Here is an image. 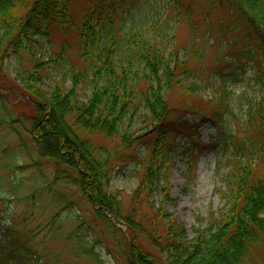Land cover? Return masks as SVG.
<instances>
[{
  "label": "trees",
  "instance_id": "16d2710c",
  "mask_svg": "<svg viewBox=\"0 0 264 264\" xmlns=\"http://www.w3.org/2000/svg\"><path fill=\"white\" fill-rule=\"evenodd\" d=\"M106 1L0 0V57L17 54L28 42L63 39L48 60H37L18 74L19 79L40 83L38 69L63 64L71 83L66 89L63 81L55 82L49 95L33 87L38 101L33 104L30 132L39 152L73 171L66 179L102 219L109 213L126 225L135 239V244L127 242L129 254L122 253L127 264H254L264 247V0H217L227 8L231 24L241 28L245 40L241 54L254 66L259 95L247 100L239 139L219 134L232 157L227 192L220 194L224 209L191 240L165 209L171 155L181 151L193 158L196 149L173 142L176 128L193 129L184 114L178 113L181 122L176 125L168 120L172 109L167 96L177 87L186 93L198 90L195 85L183 88L182 82L195 73L176 48L174 34L168 33L182 5L170 0L167 17L152 20L147 28L138 24L123 28L113 24ZM71 52L80 62L70 60ZM83 88L90 94L80 101L76 93ZM220 91L219 98L209 102L214 106L208 116L203 113V122L209 120L215 128L230 110V91ZM135 118L140 133L133 137L130 129ZM93 136L106 144L94 143ZM134 142L146 146L149 154L143 158L144 172L122 214L123 200L108 194L104 183L108 165L131 155ZM155 192L161 196L156 203L150 201ZM106 222L112 231L118 230ZM12 224L2 229L0 264H42L36 252H30L28 234ZM141 236L165 253V260L142 249L136 241Z\"/></svg>",
  "mask_w": 264,
  "mask_h": 264
},
{
  "label": "rangeland",
  "instance_id": "374dc122",
  "mask_svg": "<svg viewBox=\"0 0 264 264\" xmlns=\"http://www.w3.org/2000/svg\"><path fill=\"white\" fill-rule=\"evenodd\" d=\"M169 3L170 0H113L109 6L107 0L105 4L115 26L128 28L138 24L147 28L152 20L167 17ZM179 3L181 15L176 22L169 23L168 33L174 34L176 48L195 73L182 82L183 88L195 85L198 90L186 93L175 88L167 96L172 109L168 120L176 125L181 122L178 113L184 114L183 119L193 129L176 128L178 134L173 142L196 149L193 158L181 151L171 155L166 172L165 209L184 228L186 239L191 240L224 209L220 194L227 192L225 180L232 157L231 148L226 147L227 142L219 134L241 137L247 100L258 97L259 85L253 64L241 54L245 45L241 28L231 24L227 8L217 0ZM67 39L71 41V37ZM62 40L57 37L51 43L28 42L17 54L0 57V239L2 229L14 222L19 231L28 234L30 252H36L42 264H127L122 253L129 254L127 242L135 244V239L126 225L105 213L104 218L118 229L112 231L70 178L66 179L73 171L41 154L30 132L33 104L38 101L32 91L36 88L49 95L55 82L63 81L66 89L71 88V83L63 64L38 69L40 83L19 79L18 74L23 68L30 69L37 60H48ZM69 57L72 62H80L73 52ZM223 88L230 91V110L215 128L203 119L214 106L209 102L217 100ZM89 94L88 88L78 89L76 97L85 101ZM185 105L191 109H185ZM200 106L203 108L199 110ZM139 128L136 118L133 119L130 135L137 136ZM93 137L94 143L106 144L102 138ZM129 152L131 155H126L125 160L108 165V179L104 183L108 194L115 193L123 200L122 214L126 213L128 197L144 172L143 158L148 156L149 149L134 142ZM160 198L155 192L150 201L156 203ZM136 241L157 260H165V253L161 254L143 236ZM259 256L254 264H264V247Z\"/></svg>",
  "mask_w": 264,
  "mask_h": 264
}]
</instances>
